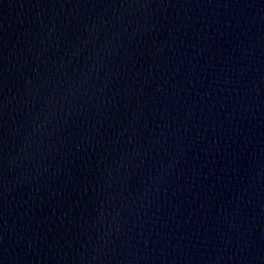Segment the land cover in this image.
Instances as JSON below:
<instances>
[{"label":"water","instance_id":"water-1","mask_svg":"<svg viewBox=\"0 0 264 264\" xmlns=\"http://www.w3.org/2000/svg\"><path fill=\"white\" fill-rule=\"evenodd\" d=\"M0 264H264V0H0Z\"/></svg>","mask_w":264,"mask_h":264}]
</instances>
